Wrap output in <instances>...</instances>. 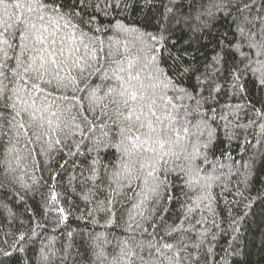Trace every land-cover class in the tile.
I'll list each match as a JSON object with an SVG mask.
<instances>
[{
	"label": "trees",
	"instance_id": "obj_1",
	"mask_svg": "<svg viewBox=\"0 0 264 264\" xmlns=\"http://www.w3.org/2000/svg\"><path fill=\"white\" fill-rule=\"evenodd\" d=\"M47 2L65 54L95 58L71 73L91 87L72 107V87L48 86L50 111L0 121V264H264V0ZM121 83L138 97L131 119L106 94ZM149 104L158 130L180 131L163 161L132 147Z\"/></svg>",
	"mask_w": 264,
	"mask_h": 264
},
{
	"label": "snow or ice",
	"instance_id": "obj_2",
	"mask_svg": "<svg viewBox=\"0 0 264 264\" xmlns=\"http://www.w3.org/2000/svg\"><path fill=\"white\" fill-rule=\"evenodd\" d=\"M52 2L54 3V0ZM0 6H3L6 10H11L5 11L4 16L8 20H12V23H8L4 17H0V24H4L3 30L0 31V45H2L0 47V54H2V57H0V121H9L10 118L15 120L16 117L21 116V113L34 118L35 111H50L52 105L49 104V99H52V103H56V98L51 93L45 92V88L48 86H52L54 89L72 87L73 95L70 97L63 96L60 103L71 105L72 107H76L77 103H79V107H83L81 101L85 98L79 97L75 93L87 91L91 86H86L85 89L76 87L77 77L72 76L71 73L73 69H76L80 79H84V73L92 67L90 61H94L95 58L91 55V52H89L87 59L82 55H76V53L80 52L79 48L67 49L68 55L65 54L64 42L56 39L59 19H63V14L55 7L50 8L47 0H11L10 3L8 0H0ZM25 13L28 15H25ZM67 26L66 24L65 27ZM14 28L18 29V31L12 33L10 30ZM13 35L22 37L20 41L22 48L19 56L9 57L8 51L17 47L16 44L10 43V37ZM32 40L40 45V48L37 56L27 57L25 54L30 50V41ZM58 44L59 47L57 46ZM83 46L85 49L89 48L88 44ZM250 46L255 47L256 45L252 44ZM31 50L37 51L34 47ZM261 52L264 53V44L261 45ZM10 59H15L16 61V66L13 68H9L8 61ZM37 59L40 61L38 65ZM26 61L28 62L26 63ZM69 64L71 65L70 67ZM34 65L36 66L34 67ZM62 71H65L66 74L61 75ZM95 71L99 74L104 69L97 67ZM120 71H123V69H120ZM30 72L33 75H29ZM113 72L115 79L121 81L122 78L119 74H116L115 70ZM9 74H11V78ZM45 76L49 78L45 79ZM107 79L109 77L105 75V80ZM130 79H134V77H130ZM41 82H43V87ZM119 89L108 88L106 94L117 97L112 100L117 112L121 115L127 112L125 118L131 119L132 114L136 111L133 105L138 103V97L134 91L130 92L125 88L123 83L119 85ZM37 93L40 95L37 96ZM25 96H27V99H24ZM40 97L43 98L41 107L33 110L32 105H35L36 100L40 99ZM86 99L90 105H94L98 99L96 90H93ZM17 100L24 105L19 107V110L16 103ZM56 106L59 108L60 104ZM62 110L68 111L70 108L65 107ZM91 110H94V108ZM5 113H10L11 116L9 117ZM52 115H55V113L53 112ZM150 117H155V124ZM42 119L45 118L42 116ZM135 120L138 123L136 132L139 133L140 129L146 128L147 133L143 141L139 144L132 143V147H140L145 157L149 160L163 161L165 156L169 154L170 147L176 143V138L179 137L180 131L167 126L158 130L156 124L163 125V121L156 115V109L152 104L148 105V114L144 120H141L140 115H137ZM47 122L49 124L52 123L50 119ZM19 127L23 128L24 125L21 123ZM183 131L186 132L187 129H183ZM132 132V126H129L126 131L122 130V135L130 141H140V136L132 135ZM153 134H155V140H153ZM56 142L60 143L59 140ZM165 247H170V245H165Z\"/></svg>",
	"mask_w": 264,
	"mask_h": 264
}]
</instances>
